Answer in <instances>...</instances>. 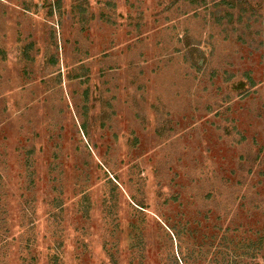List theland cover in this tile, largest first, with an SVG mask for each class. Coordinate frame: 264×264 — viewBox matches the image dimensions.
Masks as SVG:
<instances>
[{"label": "rangeland", "instance_id": "rangeland-1", "mask_svg": "<svg viewBox=\"0 0 264 264\" xmlns=\"http://www.w3.org/2000/svg\"><path fill=\"white\" fill-rule=\"evenodd\" d=\"M264 264V0H0V264Z\"/></svg>", "mask_w": 264, "mask_h": 264}, {"label": "trees", "instance_id": "trees-1", "mask_svg": "<svg viewBox=\"0 0 264 264\" xmlns=\"http://www.w3.org/2000/svg\"><path fill=\"white\" fill-rule=\"evenodd\" d=\"M226 262H227V264H237L238 262H237V259H239V262L241 261L242 262V259H241V256L239 257V255L238 254H236V255H231V254H226Z\"/></svg>", "mask_w": 264, "mask_h": 264}]
</instances>
